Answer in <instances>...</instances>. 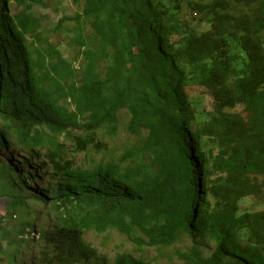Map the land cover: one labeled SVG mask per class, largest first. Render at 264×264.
<instances>
[{"label":"trees","instance_id":"16d2710c","mask_svg":"<svg viewBox=\"0 0 264 264\" xmlns=\"http://www.w3.org/2000/svg\"><path fill=\"white\" fill-rule=\"evenodd\" d=\"M74 1L81 13L49 30L36 0H0L4 264L42 216L38 264H97L88 231L171 264H264V0ZM62 44L83 54L79 70ZM61 138L92 150L90 165L76 166ZM14 149L50 166L51 187L25 185L1 157ZM182 236L213 253L174 248ZM113 264L151 263L123 252Z\"/></svg>","mask_w":264,"mask_h":264},{"label":"rangeland","instance_id":"374dc122","mask_svg":"<svg viewBox=\"0 0 264 264\" xmlns=\"http://www.w3.org/2000/svg\"><path fill=\"white\" fill-rule=\"evenodd\" d=\"M31 3V1H29ZM33 14L40 19L44 26L52 30L58 21L65 17H74L77 13H81L80 6L74 0H36V3L32 5ZM70 37L67 33L60 35H52L51 42L59 43L61 39ZM60 50L63 55L69 60H75L74 66L79 70L84 61V56L79 52V49L75 50L67 44H62ZM189 94L193 99V105L197 110H210L212 108V101L208 95H201L200 90L195 86L187 88ZM240 111V110H239ZM122 128L125 126L128 120L127 110L120 112ZM65 140L67 148L69 149V157L76 158V166L79 165H90V161L93 156V151L90 150L87 154L83 152L75 153L72 152L73 144L71 141ZM128 141V137L124 133H121L120 143L124 144ZM2 160L7 163H12L16 166L17 173L21 179L24 180L25 185L30 187L34 192L43 191L56 181V176L50 166L46 165L40 168V161L31 160L28 152L23 150H2ZM24 194V191L22 192ZM7 196H0V220L4 217L7 208ZM36 203V202H35ZM30 206H35L31 204ZM44 211V208L41 207ZM11 223V222H9ZM50 219L42 216L37 220L36 229L37 232L32 234L33 241L22 246L20 255L18 256L17 264H38V253L42 249V243L38 241V232L40 229H48ZM8 220L0 222V233L1 230L6 228ZM85 242L96 252L94 262L97 264H113L116 256L123 252L133 253L135 256L143 255L146 261L151 264H171L166 258H160L154 249H147L142 253L134 249V245L126 242L123 238L115 235L106 238L104 235H98L94 231H88L84 236ZM198 246L203 251L205 256H210L214 248L212 245L206 244L203 240L195 239L192 236H182L181 240L175 244L174 248L187 251L191 247ZM172 250H170L171 252ZM0 264H4L3 255L0 252Z\"/></svg>","mask_w":264,"mask_h":264}]
</instances>
